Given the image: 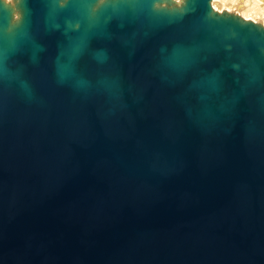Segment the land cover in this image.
<instances>
[{
	"label": "water",
	"instance_id": "95a60500",
	"mask_svg": "<svg viewBox=\"0 0 264 264\" xmlns=\"http://www.w3.org/2000/svg\"><path fill=\"white\" fill-rule=\"evenodd\" d=\"M212 0H0V264H264V25Z\"/></svg>",
	"mask_w": 264,
	"mask_h": 264
},
{
	"label": "bare ground",
	"instance_id": "6f19581e",
	"mask_svg": "<svg viewBox=\"0 0 264 264\" xmlns=\"http://www.w3.org/2000/svg\"><path fill=\"white\" fill-rule=\"evenodd\" d=\"M213 1L214 2H211V4H212L214 9H216L217 11H221L222 9H224V8L221 9L222 6L220 7L217 0H213ZM229 4H232V5L230 6ZM246 5L248 7V11H245L244 13H246V12H258L263 17V21L261 23L264 25V0H247L246 2H244V0H229L228 4H225V10H227V11L232 10V12L236 11L235 13H238L239 15H241V13L244 11L243 9L247 8ZM232 7H233V9H229ZM240 9H242L243 11L240 12ZM258 13H257V16H258ZM247 14H245V15L247 16ZM246 19H250V18L247 17ZM252 21H257V20H252Z\"/></svg>",
	"mask_w": 264,
	"mask_h": 264
},
{
	"label": "rangeland",
	"instance_id": "374dc122",
	"mask_svg": "<svg viewBox=\"0 0 264 264\" xmlns=\"http://www.w3.org/2000/svg\"><path fill=\"white\" fill-rule=\"evenodd\" d=\"M220 0H217V2L219 3V5H220V7H221V9L222 8H224L225 9V4H228V1L229 0H221L220 2H219ZM247 0H244V2H246ZM212 2H214L213 0H212ZM223 2V3H222ZM230 6L232 5V4H229ZM246 7H247V5H246ZM229 9H233V7L232 8H229ZM244 10V11H243ZM240 9V12H242L241 13V16L243 17L244 16V18H250V19H252V20H257V21H259V22H262L263 21V17H262V15H260L258 12H246V13H244L245 11H248V7L247 8H245V9ZM230 11H232V10H230ZM233 12H236V11H233ZM249 15H248V14ZM257 13H258V16H257ZM245 14H247V16L245 15ZM253 14V15H252ZM252 17V18H251ZM261 20V21H260Z\"/></svg>",
	"mask_w": 264,
	"mask_h": 264
}]
</instances>
